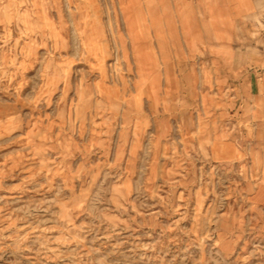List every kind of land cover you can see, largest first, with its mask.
Listing matches in <instances>:
<instances>
[{
	"label": "rangeland",
	"instance_id": "1",
	"mask_svg": "<svg viewBox=\"0 0 264 264\" xmlns=\"http://www.w3.org/2000/svg\"><path fill=\"white\" fill-rule=\"evenodd\" d=\"M188 1L165 62L145 0H0V264H264V107ZM227 43L264 55V3Z\"/></svg>",
	"mask_w": 264,
	"mask_h": 264
},
{
	"label": "crops",
	"instance_id": "2",
	"mask_svg": "<svg viewBox=\"0 0 264 264\" xmlns=\"http://www.w3.org/2000/svg\"><path fill=\"white\" fill-rule=\"evenodd\" d=\"M144 12L149 17L150 27L155 29L156 38L159 44L161 57L167 61V28H178L176 23H180V32L184 35L188 46L191 49L196 47L199 41H203L202 29L199 23H196L194 6L188 0H175L174 7H162L157 11L152 0H145ZM264 0H204L201 4L208 11L207 23L213 30L214 40L208 41V47L212 53L213 63L222 62V73L228 81L234 80V89L240 101V107L246 110L250 106L264 107V55H241V52L233 51L227 41L232 36V27L237 13H249L254 11ZM173 12L175 21H171L170 14ZM183 15L184 18H181ZM185 21L190 28V35H185L182 31ZM160 27L164 29L165 40L160 39ZM179 29V28H178ZM246 52V51H245ZM143 65L147 67L148 74L166 75L170 77L171 72L166 64L165 70L159 68V57L156 62H151V58L145 51L143 53ZM255 111H258L255 107ZM248 110V109H247ZM260 194L264 195V188H260Z\"/></svg>",
	"mask_w": 264,
	"mask_h": 264
}]
</instances>
